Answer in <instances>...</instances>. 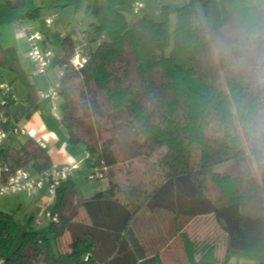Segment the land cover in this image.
<instances>
[{
    "label": "trees",
    "instance_id": "16d2710c",
    "mask_svg": "<svg viewBox=\"0 0 264 264\" xmlns=\"http://www.w3.org/2000/svg\"><path fill=\"white\" fill-rule=\"evenodd\" d=\"M39 1L0 0V71L24 85L29 104L18 115L13 102L0 105L5 128L39 107L36 77L20 60L17 26L84 8L93 18L81 31L93 47L90 60L80 69L71 65L82 43L74 33L54 32L49 48L64 68L58 92L68 142L85 147L93 174L104 173L109 188L85 197L73 178L63 182L47 208L58 218L49 225L53 241L41 240L32 216L16 246L18 223L0 211V260L162 264L161 249L180 235L187 264L233 258L264 264V0H188L173 10L162 6L158 20L143 10L134 14L137 0ZM119 135L126 140L123 163ZM0 167L3 184L19 169L40 175L53 163L46 148L29 140L19 148L0 145ZM207 216L225 237L222 257L214 240L186 232Z\"/></svg>",
    "mask_w": 264,
    "mask_h": 264
},
{
    "label": "rangeland",
    "instance_id": "374dc122",
    "mask_svg": "<svg viewBox=\"0 0 264 264\" xmlns=\"http://www.w3.org/2000/svg\"><path fill=\"white\" fill-rule=\"evenodd\" d=\"M143 5V12L141 14H146L151 18H155L156 20L159 19V13L162 6H169L172 10L175 8H180L188 3V0H140ZM36 4L39 5L40 1L36 0ZM197 10L199 11L201 17H204V14L202 12V8L200 4L196 5ZM45 14V13H44ZM176 14H171V23L174 26L176 23ZM39 21V20H38ZM37 22V21H36ZM54 24H52L50 27L52 30H58L63 35L74 33L75 38H80V33L83 30H86L88 28V25L93 22V18L88 16L85 12V9L78 11L75 13L73 8H65L61 9L57 16L54 19ZM25 42H21L22 45V53H20V57L22 59V62L24 63V66L27 70H34L33 68V62L30 59L29 52H30V43L28 42V39L25 40ZM58 59H54L51 71L55 67L58 66ZM49 71V77L52 79H57L55 83L52 84L55 85L58 80L61 77L62 69L59 67L58 71ZM2 77L0 72V78ZM7 77V76H5ZM42 76L38 77L37 79L41 78ZM9 78V77H8ZM15 83V91L16 93H19V89L24 86L21 82H14ZM51 87V86H50ZM48 87V88H50ZM48 88L43 90H48ZM19 99H21L19 97ZM58 108V115L62 117L63 115V109L65 107V104L61 102ZM12 138L9 140L10 143L15 144L17 146H23L29 141V138L27 136H11ZM118 141V147L116 149L118 159L121 163L125 161L127 158V154H125L126 148H125V138L123 135L117 136ZM67 147H70V144L67 142ZM80 158L76 161L75 164L79 165V170L76 171L75 176L73 178L74 182L77 184L79 189L82 191L83 195L85 197H91L97 192H100L103 188L108 187L109 179L104 178L100 179L97 174H93V169L91 167L90 162L87 161V155L85 153L84 147L79 146L78 148ZM127 165V164H126ZM228 166V164L219 165L215 168L216 172H222L225 170V168ZM125 167L124 164L121 165V168ZM120 171V170H119ZM124 173V172H123ZM41 190V189H40ZM39 192V191H38ZM41 192L42 199H45L44 203L39 202L36 195L30 196L27 193H20V194H12L8 195L1 199L0 206L1 211L8 214H13L15 220L18 223V226L15 231V245H20L21 236L24 232L29 230L30 224L29 220L30 217L34 216V221L40 220L42 222V225H36L34 222V228L39 232L41 240H44L45 238L50 239L53 241V236L49 232V225L50 220L47 218V208L46 203L50 200H52V196L49 194L47 187H43ZM40 194V193H39ZM85 214L83 211H81L79 215V219L85 220ZM151 224L156 223V219H151ZM168 224L162 223L160 224V227L167 229ZM186 232L191 238H194L195 240L199 241H208V240H214L217 243V255L219 257H222L226 251V244L224 242V235L222 234L220 226L216 223L213 216H207L202 218L194 219L191 224L186 228ZM68 243L67 236L64 237L59 241V248L60 251H65ZM180 244V245H179ZM183 245V241L181 239L175 241L173 244L168 246L166 248L165 252L163 253L164 262L161 259L162 264H187L186 256L183 254V250H181ZM164 248V247H163ZM180 249L181 252L173 254L170 252L171 250H178ZM162 250V249H161ZM256 263V262H255Z\"/></svg>",
    "mask_w": 264,
    "mask_h": 264
},
{
    "label": "built area",
    "instance_id": "2783aa9c",
    "mask_svg": "<svg viewBox=\"0 0 264 264\" xmlns=\"http://www.w3.org/2000/svg\"><path fill=\"white\" fill-rule=\"evenodd\" d=\"M143 8V3L140 0H137L133 5L134 14H139ZM55 17L56 15H50L46 17V24L51 25ZM16 37L28 39L30 43L29 56L35 67L34 75H44L47 72L52 60L56 57L55 52L51 48L44 47V34L41 31L34 29L32 26L21 23L17 26ZM80 38L82 39V43H80L75 48L70 61L71 65L75 69H80L90 60V55L93 50L91 44L86 41L85 34L81 33ZM101 40L102 38L100 41ZM62 69L64 68L62 67ZM62 75L63 71L61 72V76ZM58 88L59 82L51 86L46 91H39V96L41 98H51L56 101L60 97ZM0 92L2 96L0 105L5 106L8 102L16 101L12 94V88L9 83H2L0 85ZM53 110L54 114L56 115V107H54ZM7 123L8 118L3 112H0V145L4 144L10 135L22 134L28 135L30 139L34 140L38 145L45 148L44 143H42V141L38 138L37 132L35 130L22 127L18 123L7 130L5 128ZM77 170H79V165L77 164L54 166L40 175H32L25 169H19L5 183L0 184V201L2 198L12 194L27 193L30 196H34L44 186L47 187L48 192L52 196L53 200L57 189L62 185L63 182L74 178ZM96 174L100 179L104 178V173L97 172ZM52 200L46 203V208H48ZM47 218L50 220V223L58 222L57 216L51 215L48 210ZM35 223L36 225H42L40 220H36ZM0 264H4V261L0 260Z\"/></svg>",
    "mask_w": 264,
    "mask_h": 264
},
{
    "label": "crops",
    "instance_id": "0c3cea01",
    "mask_svg": "<svg viewBox=\"0 0 264 264\" xmlns=\"http://www.w3.org/2000/svg\"><path fill=\"white\" fill-rule=\"evenodd\" d=\"M24 24L32 26L34 29L41 31L44 34V36H45L44 47L45 48H49L53 33L59 32L58 30H52V28L50 26L52 24H54V22L51 25H48L45 22V18H41L37 22L36 21L25 22ZM26 39L27 38H17L18 45H19V52H21V53H22L21 42L24 41L25 44H27L25 41ZM19 56H21L20 53H19ZM54 59H57V58L55 57ZM54 59L52 60L47 72L44 75H40L42 77L37 79L40 76L34 75V71H35L34 64L32 63L34 70H31V72H30V70H27L25 68L24 63L22 62V59L20 57V60H21V63H22L24 70L28 74L36 77V84H37L39 91H46L43 89H46V88L52 86V84L55 83V81L57 80V79L55 80V79H52L49 77V71H51ZM57 64L59 67H61L59 62ZM59 67L53 68V70L51 72H53V71L59 72ZM61 69H62V67H61ZM62 71H63V69H62ZM0 72L2 75V77L0 78V85L2 83H9V84L11 83L10 85L12 88V94L16 99V101H14L11 105V108H10L11 113L13 115H18L21 112H27L29 109V104L25 101L26 97H27L26 88L24 86H22V88L19 89L20 94H18V92L16 93L15 88H14L15 83L14 82L12 83L13 77L9 73L2 72V71H0ZM5 76H7V77H5ZM59 80H58V82H59ZM15 82H18V81H15ZM19 97L21 99H19ZM1 100H2V96H1V92H0V102H1ZM61 102H63L65 104L64 100L61 97H59L56 101H54L51 98H41L39 96V107H38L37 111L29 119L22 118L18 122V124L20 126L26 127L29 129H33L37 132L38 138L42 141V143H44L45 148L47 149V151L51 157L53 167L54 166H63V165L75 164L76 161L80 158V154H79V151L77 148L79 146H82V145H79V146L70 145V147H67V145H66L68 142L67 133H66V130L62 126V123H61L62 117L58 115V108H59L58 104H60ZM54 107H56V115L54 114V110H53ZM63 111H64V109H63ZM20 135H22V134L13 135V136H20ZM11 136L12 135H10L8 137V139L6 140L5 143L10 145V146L19 148L20 146H17L15 144H12L9 142V140L12 138ZM23 136H27L29 138L28 135H23ZM29 140H32V139L29 138ZM84 150L86 153L85 147H84ZM86 155H87V153H86ZM0 176H1V167H0ZM0 184H1V179H0ZM108 188H109V184H108V187L103 188L101 191L107 190ZM41 190H39V192L36 194L35 198L37 197L39 202L44 203L45 199H42L41 192H40ZM0 211H1V206H0ZM82 221H87V217H85V220L83 219ZM159 225L160 224H158V226ZM163 235H165L166 239L169 238V235H167V234H163ZM170 237L171 238H169L170 240L167 241L166 246L164 248H162V250L159 253V257L162 259L163 262H164L163 253L165 252L166 248H168V246H170L175 241L180 239V235H177V236L172 235ZM181 250H183V254L185 256L184 245H182ZM181 250L180 249L171 250L170 252L175 254V253L181 252ZM229 264H256V263L254 261L245 260L243 258H233Z\"/></svg>",
    "mask_w": 264,
    "mask_h": 264
}]
</instances>
